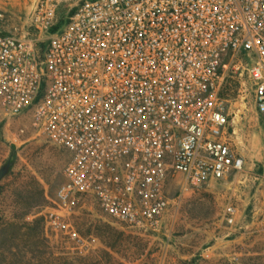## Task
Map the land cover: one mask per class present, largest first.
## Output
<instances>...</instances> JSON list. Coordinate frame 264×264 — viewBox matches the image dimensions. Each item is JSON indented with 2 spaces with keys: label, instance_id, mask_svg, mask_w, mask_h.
Wrapping results in <instances>:
<instances>
[{
  "label": "built area",
  "instance_id": "obj_1",
  "mask_svg": "<svg viewBox=\"0 0 264 264\" xmlns=\"http://www.w3.org/2000/svg\"><path fill=\"white\" fill-rule=\"evenodd\" d=\"M28 1L9 31L0 13V126L27 120L69 154L54 230L91 198L156 232L170 176L198 190L243 170L234 110L250 94L264 118V0Z\"/></svg>",
  "mask_w": 264,
  "mask_h": 264
},
{
  "label": "rangeland",
  "instance_id": "obj_2",
  "mask_svg": "<svg viewBox=\"0 0 264 264\" xmlns=\"http://www.w3.org/2000/svg\"><path fill=\"white\" fill-rule=\"evenodd\" d=\"M28 10V0H0V13L7 14V22H0L4 30L20 26ZM66 14L67 7L62 18ZM234 111L237 135L231 141L244 158L243 170L198 190L185 189L183 176H170L169 210L160 228L148 233L117 222L91 198L63 211L66 227L54 230L45 214L59 208L56 193L66 180L69 154L36 134L27 120L1 125L0 170L7 173L0 183V264L101 258L102 264H114L102 252L131 264L138 251L144 258L135 264H264V118L250 94ZM22 126L27 134L10 141ZM228 206L237 210L234 224L226 221ZM37 219L35 231L31 223ZM15 224L27 227L14 242L5 241V231Z\"/></svg>",
  "mask_w": 264,
  "mask_h": 264
},
{
  "label": "trees",
  "instance_id": "obj_3",
  "mask_svg": "<svg viewBox=\"0 0 264 264\" xmlns=\"http://www.w3.org/2000/svg\"><path fill=\"white\" fill-rule=\"evenodd\" d=\"M24 221V218H22L21 220H19V222ZM41 221L40 220H35L34 222L31 223L32 226H34V230L36 231L37 228L40 226ZM30 224H28L29 226ZM27 226L26 225H20V224H15L12 226H9L8 229L5 231V241L7 242H14L15 239H17V237H19V234L22 233L23 229H25ZM25 235V234H24ZM22 236V235H21ZM36 237V235H34ZM32 238H35V237ZM103 255L105 256L106 260H108V263H112L114 262V264H126L127 261L129 260L128 258H121V260H116L114 257H112L110 254L106 253V252H102ZM144 258V253L141 251H138V253H136L135 258L133 259V261H129V263L131 264H135L139 261H143ZM123 260H125L126 262H123ZM104 261L103 258H101V260H96V261H90L89 259H82L79 263H72V262H68V261H62L60 264H102ZM48 264V263H45Z\"/></svg>",
  "mask_w": 264,
  "mask_h": 264
},
{
  "label": "water",
  "instance_id": "obj_4",
  "mask_svg": "<svg viewBox=\"0 0 264 264\" xmlns=\"http://www.w3.org/2000/svg\"><path fill=\"white\" fill-rule=\"evenodd\" d=\"M6 173H7L6 168H2L0 170V183H1L2 179L5 177ZM0 221H1V217H0Z\"/></svg>",
  "mask_w": 264,
  "mask_h": 264
}]
</instances>
